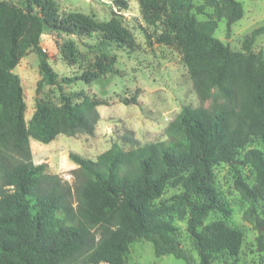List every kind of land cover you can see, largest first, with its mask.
Here are the masks:
<instances>
[{
    "label": "trees",
    "instance_id": "trees-1",
    "mask_svg": "<svg viewBox=\"0 0 264 264\" xmlns=\"http://www.w3.org/2000/svg\"><path fill=\"white\" fill-rule=\"evenodd\" d=\"M139 3L147 24H161L162 38L180 50L201 100L214 102L183 108L167 140L128 150L114 143L97 159L71 154L78 164L74 172L84 178L77 188L63 176L47 173L44 163L35 164L30 141L92 135L100 102L85 96L74 103L62 93V83L90 82L98 73L58 80L41 35L46 29L96 33L104 44L129 46L128 31L116 17L61 15L54 0H24V7L0 3V264H126L137 238L151 241L158 256L174 255L188 264H210L219 254L237 256L243 229L221 217L205 222L212 212L228 215L233 210L215 183L218 164L235 169V187L251 204L246 218L256 216L259 250L264 251V218L257 210L258 201L264 200V153L250 146L254 138L264 146V54L252 50L256 38L264 35V25L245 37L242 50H234L215 31L221 19L230 25L243 17L239 0H205L198 6L194 0ZM115 4L128 7L126 0ZM207 6L212 12L206 19L193 14L194 8L204 13ZM30 48L40 59L37 92L43 83L57 85L61 100H37L27 122L24 89L14 69ZM64 48L74 61L75 45L64 43ZM112 59L97 62L95 70L117 72ZM239 166L251 168L254 185ZM169 185L182 191L162 200ZM176 218L186 221L198 259L182 246ZM90 226L101 228L98 241Z\"/></svg>",
    "mask_w": 264,
    "mask_h": 264
},
{
    "label": "rangeland",
    "instance_id": "rangeland-1",
    "mask_svg": "<svg viewBox=\"0 0 264 264\" xmlns=\"http://www.w3.org/2000/svg\"><path fill=\"white\" fill-rule=\"evenodd\" d=\"M54 1L61 15L82 12L93 14L99 20L116 17L128 31V42L131 46H119L116 42L104 44L96 33L75 35L46 29L41 35L40 43L47 52V59L57 73L58 80L73 78L86 71L98 73L97 78L90 82L79 79L62 83V93L74 103L81 102L85 96L100 102L97 106L100 119L95 123L92 135H59L50 143L30 141L34 163H44L47 173L59 174L73 188H77L84 178L80 172H74L78 165L72 160L71 154L97 159L114 143H119L128 150L167 140L173 133L174 123L183 108L210 107L213 104V98L202 101L198 96L180 50L169 44L167 38H162L161 24H147L141 13L139 0H126L127 9H119L115 0ZM239 1L243 5V17L230 25L223 18L215 31V36L234 50H242L245 37L255 28L264 25V0ZM1 2L24 7V0H0ZM204 2L205 0H194L195 6ZM209 12H212V8L208 6L204 13H199L196 8L193 10L198 19H206ZM64 43L75 45L77 54L74 61L65 54ZM252 50L264 54V35L256 38ZM113 57L117 72L101 74L95 70L97 62L107 63ZM39 63L38 54L30 48L14 69L20 76L24 89L27 122L35 112L37 100L46 103H59L61 100L57 85L43 83L37 92L42 78ZM133 98L135 102L132 101ZM126 100L130 103L126 104ZM250 146L259 147L264 153V146L259 139L254 138ZM239 167L247 181L254 185L255 176L251 168ZM235 177L236 171L232 166H215L216 186L233 210L228 215L212 212L205 222L221 217L241 227L245 232L243 244L237 256L219 254L210 264H264V251L259 250L257 241L259 229L256 227V216H253L252 221L246 218L251 204L235 187ZM181 191L180 187L169 185L162 200L170 201ZM257 210L264 218V200L258 201ZM174 221L181 231L182 246L198 259V253L186 231V221L177 218ZM90 229L95 234V241H98L101 238V228L90 226ZM125 259L126 264H188L174 255L158 256L153 243L144 238H137L131 243Z\"/></svg>",
    "mask_w": 264,
    "mask_h": 264
},
{
    "label": "crops",
    "instance_id": "crops-1",
    "mask_svg": "<svg viewBox=\"0 0 264 264\" xmlns=\"http://www.w3.org/2000/svg\"><path fill=\"white\" fill-rule=\"evenodd\" d=\"M31 141H36V140H34V139H32ZM77 164V163H76ZM78 165V164H77Z\"/></svg>",
    "mask_w": 264,
    "mask_h": 264
},
{
    "label": "water",
    "instance_id": "water-1",
    "mask_svg": "<svg viewBox=\"0 0 264 264\" xmlns=\"http://www.w3.org/2000/svg\"><path fill=\"white\" fill-rule=\"evenodd\" d=\"M33 155V154H32ZM33 158H34V155H33Z\"/></svg>",
    "mask_w": 264,
    "mask_h": 264
}]
</instances>
